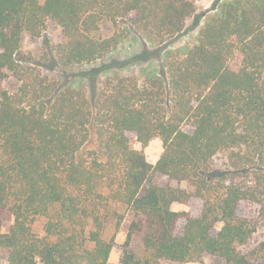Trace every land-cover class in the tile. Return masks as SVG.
I'll return each mask as SVG.
<instances>
[{"label": "trees", "instance_id": "16d2710c", "mask_svg": "<svg viewBox=\"0 0 264 264\" xmlns=\"http://www.w3.org/2000/svg\"><path fill=\"white\" fill-rule=\"evenodd\" d=\"M194 13L190 0H0V264H107L126 219L124 246L140 245L119 264H255L242 249L264 220V0H215L192 46L164 50ZM48 23L63 69L104 59L122 25L161 68L62 85L20 58ZM131 139L161 141L154 165Z\"/></svg>", "mask_w": 264, "mask_h": 264}, {"label": "rangeland", "instance_id": "374dc122", "mask_svg": "<svg viewBox=\"0 0 264 264\" xmlns=\"http://www.w3.org/2000/svg\"><path fill=\"white\" fill-rule=\"evenodd\" d=\"M194 3L195 13L190 17L185 24L184 31L177 37L169 40L164 50H182L192 46L195 42L199 26L203 22V15L212 8L215 0H190ZM102 34H111L114 28H111L110 23L102 25ZM123 31V40L117 48L107 55L102 60H97L91 64H84L68 69L61 68L53 52V47L61 41L60 29L48 23L40 37L25 38L21 48V60L30 69L29 71H38L40 75L48 78H55L60 84L64 85L66 81H71L72 86L77 85L78 80L74 83V75H78L87 71H107L105 73H98L92 79L96 84L113 73L117 72L121 76H134L137 78L144 77L146 72L159 71L162 63V51L155 53L154 48H149L144 41L139 38L131 29L122 25L118 28ZM124 29V30H123ZM18 83L14 79H9L6 83V88L9 92H14ZM131 146L135 150H143L146 160L155 164L159 159L163 149L162 143L159 139L152 140L145 148L135 139H131ZM156 181L160 184H168L173 188H181L189 191L190 188L186 182H176L165 177H156ZM174 211H188L189 205L173 204ZM250 209L248 207L242 208L243 215H249ZM13 223V218L9 214L2 217V231H8ZM184 221L180 222V226ZM129 220H125L119 233L115 239V247L110 253L107 264H119L120 257L125 250L129 252H137L139 248V240L133 241L131 249L124 246ZM39 230V229H38ZM250 261L255 264H264V220H260L257 224L256 231L251 237L248 246L242 249ZM187 264H226V262L217 257L204 256L200 262H191Z\"/></svg>", "mask_w": 264, "mask_h": 264}]
</instances>
